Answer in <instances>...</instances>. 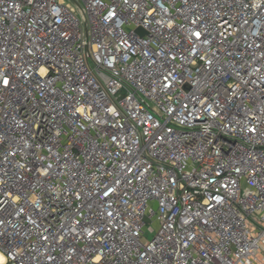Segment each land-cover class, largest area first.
Segmentation results:
<instances>
[{"label":"built area","instance_id":"2783aa9c","mask_svg":"<svg viewBox=\"0 0 264 264\" xmlns=\"http://www.w3.org/2000/svg\"><path fill=\"white\" fill-rule=\"evenodd\" d=\"M0 253L264 264V0H0Z\"/></svg>","mask_w":264,"mask_h":264},{"label":"bare ground","instance_id":"6f19581e","mask_svg":"<svg viewBox=\"0 0 264 264\" xmlns=\"http://www.w3.org/2000/svg\"><path fill=\"white\" fill-rule=\"evenodd\" d=\"M5 262L4 256L0 253V264Z\"/></svg>","mask_w":264,"mask_h":264},{"label":"rangeland","instance_id":"374dc122","mask_svg":"<svg viewBox=\"0 0 264 264\" xmlns=\"http://www.w3.org/2000/svg\"><path fill=\"white\" fill-rule=\"evenodd\" d=\"M146 238H151L152 235L150 233L147 232V234L145 235Z\"/></svg>","mask_w":264,"mask_h":264},{"label":"water","instance_id":"95a60500","mask_svg":"<svg viewBox=\"0 0 264 264\" xmlns=\"http://www.w3.org/2000/svg\"><path fill=\"white\" fill-rule=\"evenodd\" d=\"M138 31H139L140 33H143V29H142V28H139Z\"/></svg>","mask_w":264,"mask_h":264}]
</instances>
